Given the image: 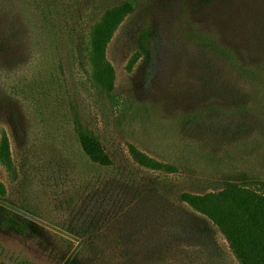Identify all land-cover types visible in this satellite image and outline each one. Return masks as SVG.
<instances>
[{
    "label": "rangeland",
    "instance_id": "1",
    "mask_svg": "<svg viewBox=\"0 0 264 264\" xmlns=\"http://www.w3.org/2000/svg\"><path fill=\"white\" fill-rule=\"evenodd\" d=\"M123 3L101 35L109 87L92 32ZM4 138L0 264H239L181 195L264 181V0H0ZM131 145L171 169L139 164ZM13 212L24 232L4 227Z\"/></svg>",
    "mask_w": 264,
    "mask_h": 264
},
{
    "label": "trees",
    "instance_id": "2",
    "mask_svg": "<svg viewBox=\"0 0 264 264\" xmlns=\"http://www.w3.org/2000/svg\"><path fill=\"white\" fill-rule=\"evenodd\" d=\"M131 10L129 3L108 10L92 32L95 40L92 44L93 50L99 54L97 62L101 63L97 78L105 86H112L113 72L103 53L105 43L102 42L101 35H106L108 26L115 28ZM151 37L152 35L147 32L142 33L139 49L141 54L150 57L154 53ZM79 140L84 153L93 162L99 165H109L112 162L96 135L81 132ZM130 152L133 158L145 167L171 169L170 166L156 161L135 145L130 146ZM0 163L7 170L13 167L7 138H4L0 144ZM5 191V186L0 181V192L3 194ZM181 200L208 215L219 226L239 264H264V181L261 182L260 188L229 181L227 186L217 193L199 195L185 192L182 193ZM2 223L7 229L13 228L20 232H24L29 226L28 219L17 212L4 216Z\"/></svg>",
    "mask_w": 264,
    "mask_h": 264
}]
</instances>
